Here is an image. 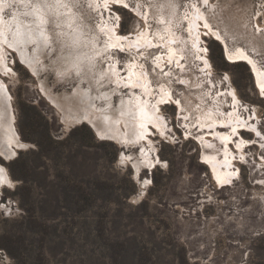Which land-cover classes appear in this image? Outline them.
<instances>
[{
    "label": "rangeland",
    "instance_id": "obj_1",
    "mask_svg": "<svg viewBox=\"0 0 264 264\" xmlns=\"http://www.w3.org/2000/svg\"><path fill=\"white\" fill-rule=\"evenodd\" d=\"M4 1L15 5L1 8L4 20L16 13L30 20L32 15H25L27 7L32 9L29 5L55 3ZM102 1L94 6L78 0L73 7V0H63L84 32L98 33L99 46L107 39L100 29L107 21L122 34L145 29L156 45L108 49L101 54L102 69L108 60H115L124 76L128 62L138 60L154 88L151 100L163 86L183 109L161 105L170 129L163 136L153 128V144L147 149L155 164L149 168L140 161L138 182L132 162L142 160L141 148L101 140L87 124L65 130L56 108L42 93L40 80L59 93L72 92L79 82L102 97L113 88L115 106L132 96L130 90L107 78L98 82L95 69L60 79L48 68L39 80L7 46L14 73L0 76L11 94L16 128L29 145L9 161L0 158L15 181L0 196L1 204L9 206L4 209L0 204V264H264V93L248 64L228 61L221 43L210 35L202 34L210 68L204 67L190 44L183 47V66L166 61L161 69L156 63L158 55L167 52L162 40L170 30L189 38L183 17L194 4L223 34L229 48L245 49L264 68V0H126L130 9L113 0L99 8ZM45 9L49 63L60 51L70 50L61 47V40L69 38L59 21L69 9H58L59 15ZM234 108L232 116L254 125L259 133L242 127L233 135L227 150L234 174L219 182L202 156L216 153L223 158L224 145L211 130L199 127V115L210 109L220 117ZM220 130L230 132L231 126ZM199 135L212 145L200 142ZM239 142H244L240 148ZM123 152L131 154L129 161L120 159Z\"/></svg>",
    "mask_w": 264,
    "mask_h": 264
},
{
    "label": "bare ground",
    "instance_id": "obj_2",
    "mask_svg": "<svg viewBox=\"0 0 264 264\" xmlns=\"http://www.w3.org/2000/svg\"><path fill=\"white\" fill-rule=\"evenodd\" d=\"M89 1L92 5L97 6V0ZM3 3H5V1L0 0V10L3 8ZM107 3L108 0H103L102 3H98V6L99 8L100 5L107 7ZM120 3H122L123 6L126 5L125 7L127 9L131 8L129 4H127L126 0H120ZM35 6H38L39 8L38 13L33 12V8L29 9L27 7V11L32 13V18L30 20L22 18L17 13L14 14L11 19L4 20L0 13V73L4 75H12L14 73L7 58V46L9 43H13L11 48L18 52L20 59L25 64L27 69L32 74L37 76L39 80L40 74L45 69L51 68L57 73V71H59L63 66V59H71V50H69L67 52L60 51L58 57L56 59H50L49 63L45 60L51 53V48L49 49V44L51 42L50 33L45 25L46 9L42 6V4H36L34 7ZM188 10V13L184 15L183 20L185 19L187 23L189 38H184L182 35H178L170 30V34L167 36V39L165 41L164 39L162 40V46L167 48V52L165 55H158L156 60L157 65L161 69H165L164 64L168 61L175 63L178 67L183 66L181 59L183 56V47H187L188 44V46L191 45V47H193V51L196 53L198 58L202 60L204 67L210 68L211 64L206 56V48L202 46L204 44L202 34L210 35L213 39L221 43L224 56L228 61H243L248 64L254 76L256 86L261 93H264V88H262V86H264V68L259 66L254 57L241 47L234 49L229 48L223 34L217 28L212 26L209 20L205 17L204 13L197 6L193 4V9ZM134 11L137 14H142L138 8L134 9ZM59 13L61 14V11H59ZM72 17L74 18L75 16L72 15ZM40 18L44 21L42 24L40 23ZM67 18L68 14L60 16V24L67 27L64 23ZM29 24L33 27L39 24L44 31V35L48 37L47 46L43 43V37H40L35 44H17L13 42L14 34L17 30L21 33L19 38H25L26 27ZM76 25H79V23L75 22L74 18L73 27ZM80 27L82 28V26ZM61 29L70 40L73 29L69 27ZM100 29L102 32L104 31L107 39L103 42L102 46H99L98 43L94 51H99L101 54L105 52V44L108 41H110L115 47L122 49L133 47L138 50L144 47L156 46L154 40L149 38L145 29L128 34H122L116 30V26L114 24L108 21L105 24H101ZM35 35L38 36L39 33H35ZM94 35L98 36V33H95ZM179 42L181 43V46L179 45ZM37 44H39V47H37ZM29 45H32V53L28 48ZM76 51L82 52L86 55L92 54L87 48H78ZM108 56H110V54L106 52V57ZM37 59L39 60V63H36ZM53 62L57 63L53 64ZM50 65L51 67H49ZM125 70L126 75L122 76V71L119 69L117 61L115 60H108L106 69L103 70L105 72H109V76L107 77V81L109 83L115 84V86L120 88L122 87L123 89H129L132 94L131 97L128 96L121 99L118 106H115L111 102L114 95L113 88L112 90L106 91L102 97L98 92H93L90 88L85 89L81 82L74 87L72 92H68L69 90H64L61 93L56 92L51 86L46 85L44 80H40V86L46 99L56 108L65 130H70L72 127L80 124H87L93 133L101 140H108L122 147L139 146L141 148L139 157H141L142 160L134 159L132 162V165H134L135 168L134 178H136L139 182L138 171L140 169V161H143L149 168L155 164V159L151 157V153L147 149L148 144H153V141L150 138V136L154 133L153 128L163 136L166 135L170 129L167 120L161 111V105L166 103L174 104L179 110L183 109V105L179 100L173 97L169 90H165L163 86L159 87L160 93L157 95L155 101H152L150 96L154 95V88L149 75L142 68V65L138 62V60L128 62ZM98 76V81H100V72ZM59 78L61 79V77ZM229 92L234 98L233 100L235 102H233L238 103L239 99L234 89H231ZM104 97L107 98L105 103L102 102ZM234 114L235 108L234 111L230 112V114L226 115L225 113H222L220 117L216 116L213 110L210 111V109L204 110V112L199 115V127H205L207 131L211 130L213 132L212 136L217 137V139L224 145L223 158L218 157L216 153L209 154L203 152L202 156L203 162H206L209 165L212 173L219 182L229 180L234 174V172L230 171L232 158L227 150L229 143L232 141L233 135L236 133L238 134V131L242 129V127H249L256 133H259L254 125H248L241 117L232 116ZM15 120L16 117L11 101V94L9 93L6 82L0 76V158L5 161L15 158L18 150H22L29 145V143L21 138L16 128ZM228 125L231 126L230 132H222L220 130L222 126L224 127ZM141 136H143L142 139ZM197 138L200 142L207 146L212 145L211 140H208L204 135H199ZM243 143L239 142L237 145L238 148H240ZM120 157L122 160L129 161L131 154L123 152ZM0 167L3 168V172H0V177H3L5 180V182L0 183L1 196L4 188L14 187L15 181L11 178L6 166L0 163ZM141 190L143 191V189ZM1 206L4 209H9V206L2 204Z\"/></svg>",
    "mask_w": 264,
    "mask_h": 264
},
{
    "label": "snow or ice",
    "instance_id": "obj_3",
    "mask_svg": "<svg viewBox=\"0 0 264 264\" xmlns=\"http://www.w3.org/2000/svg\"><path fill=\"white\" fill-rule=\"evenodd\" d=\"M78 0H73L72 6L75 7L77 5ZM114 3L118 4L120 0H113ZM14 4L10 3H3V8H10L14 7ZM30 7L33 8V12L38 13L39 8L38 6H32L29 5ZM42 6L44 8H47L49 12H52L56 15H59L58 9L60 8H65L69 9L68 11V18L64 21V23L67 25V27L72 28V34H71V39L70 40H61L60 44L61 47L64 49H70V55L71 59H63L62 63L63 66L62 68L57 71V75L61 78L65 76H71L73 72H75L77 75H82L85 73H91L94 69L98 70L100 72V81H103L104 78H107L109 76V72H105L102 69L104 57L101 55L99 51H94L96 49L97 44L100 42L101 37L97 35H89L87 32H84L83 29L79 26L76 25L73 27V22L74 18L72 17L71 14V9L69 7V4L64 3L63 0H55V3L53 4H48V3H43ZM126 6V5H125ZM31 12H26L25 15H31ZM39 18V17H38ZM44 21L42 18H40V23L42 24ZM35 33H39V35H35ZM21 36V33L19 30L16 31L14 34V39L13 42L17 44H23V43H30V44H35L37 41L40 39V37H43V43L45 46L48 44V37L44 35L43 29L37 24L35 27H33L31 24H29L26 27V33H25V38L20 39L19 37ZM13 43H9L8 47H12ZM37 47H39V44H37ZM115 46L108 41L105 44V51L108 49H112ZM78 48H87L89 52H91V55H86L82 52H77L76 49ZM36 63H39V60H36ZM57 62H53L55 64ZM51 67V65L49 66ZM98 81V82H100ZM264 88V86H262ZM104 99H107L104 97ZM143 136H141V139ZM0 172H3V168L0 167ZM5 182L3 177H0V183Z\"/></svg>",
    "mask_w": 264,
    "mask_h": 264
},
{
    "label": "water",
    "instance_id": "obj_4",
    "mask_svg": "<svg viewBox=\"0 0 264 264\" xmlns=\"http://www.w3.org/2000/svg\"><path fill=\"white\" fill-rule=\"evenodd\" d=\"M20 150H21V149H20ZM17 155H18V153H17ZM17 155H16V156H17ZM16 156H15V157H16Z\"/></svg>",
    "mask_w": 264,
    "mask_h": 264
}]
</instances>
